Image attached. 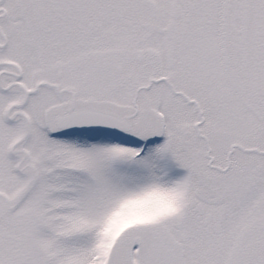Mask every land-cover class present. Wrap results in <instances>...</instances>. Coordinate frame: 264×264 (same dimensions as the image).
<instances>
[{
  "label": "snow or ice",
  "instance_id": "obj_1",
  "mask_svg": "<svg viewBox=\"0 0 264 264\" xmlns=\"http://www.w3.org/2000/svg\"><path fill=\"white\" fill-rule=\"evenodd\" d=\"M0 264H264V0H0Z\"/></svg>",
  "mask_w": 264,
  "mask_h": 264
}]
</instances>
